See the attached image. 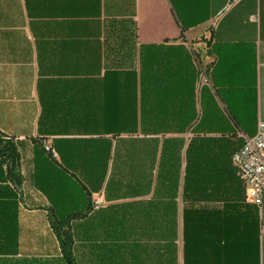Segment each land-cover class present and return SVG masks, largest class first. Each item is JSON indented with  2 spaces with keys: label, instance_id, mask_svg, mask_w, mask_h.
<instances>
[{
  "label": "crops",
  "instance_id": "crops-1",
  "mask_svg": "<svg viewBox=\"0 0 264 264\" xmlns=\"http://www.w3.org/2000/svg\"><path fill=\"white\" fill-rule=\"evenodd\" d=\"M260 120L264 0H0V264H67L52 222L75 264H264L231 162Z\"/></svg>",
  "mask_w": 264,
  "mask_h": 264
},
{
  "label": "built area",
  "instance_id": "built-area-1",
  "mask_svg": "<svg viewBox=\"0 0 264 264\" xmlns=\"http://www.w3.org/2000/svg\"><path fill=\"white\" fill-rule=\"evenodd\" d=\"M203 76V71L201 73ZM44 150L54 158L55 153L47 141H43ZM232 165L237 170V176L243 184L246 198L257 206H261L264 192V120L256 126L255 134L245 138L243 144L231 155ZM100 195L92 198V209L102 206Z\"/></svg>",
  "mask_w": 264,
  "mask_h": 264
},
{
  "label": "trees",
  "instance_id": "trees-1",
  "mask_svg": "<svg viewBox=\"0 0 264 264\" xmlns=\"http://www.w3.org/2000/svg\"><path fill=\"white\" fill-rule=\"evenodd\" d=\"M41 146L39 149L41 155L52 157L50 153L44 150L43 145ZM18 163L19 153L17 151L16 145L11 141V138L3 136L0 133V190L4 188L1 186V183L5 180H9L16 189L20 187L22 178L17 169ZM69 219L70 217L68 216L62 224L68 225ZM3 224L4 223L0 221V238L4 237L8 232ZM52 231L60 242L61 252L66 263L75 264L72 254L73 233L71 228H69V226L61 227L59 222H52Z\"/></svg>",
  "mask_w": 264,
  "mask_h": 264
}]
</instances>
